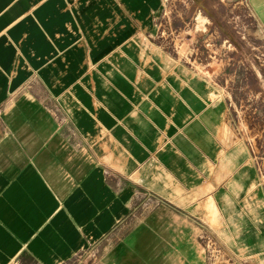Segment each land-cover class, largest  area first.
<instances>
[{
    "label": "crops",
    "instance_id": "obj_1",
    "mask_svg": "<svg viewBox=\"0 0 264 264\" xmlns=\"http://www.w3.org/2000/svg\"><path fill=\"white\" fill-rule=\"evenodd\" d=\"M165 12L0 0V264H264V173Z\"/></svg>",
    "mask_w": 264,
    "mask_h": 264
},
{
    "label": "rangeland",
    "instance_id": "obj_2",
    "mask_svg": "<svg viewBox=\"0 0 264 264\" xmlns=\"http://www.w3.org/2000/svg\"><path fill=\"white\" fill-rule=\"evenodd\" d=\"M159 20L168 49L179 47L180 60L200 71L225 95L230 125L264 173L261 32L229 0H166V12ZM98 260L93 251L76 256L69 264H98Z\"/></svg>",
    "mask_w": 264,
    "mask_h": 264
},
{
    "label": "built area",
    "instance_id": "obj_3",
    "mask_svg": "<svg viewBox=\"0 0 264 264\" xmlns=\"http://www.w3.org/2000/svg\"><path fill=\"white\" fill-rule=\"evenodd\" d=\"M218 251H216L214 254H213V256H215L216 257V259L219 257V255L221 256V254H218Z\"/></svg>",
    "mask_w": 264,
    "mask_h": 264
}]
</instances>
